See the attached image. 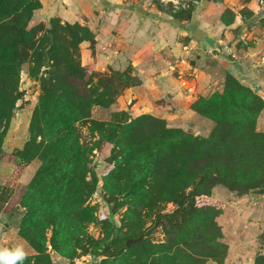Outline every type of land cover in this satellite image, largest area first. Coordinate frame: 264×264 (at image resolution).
Wrapping results in <instances>:
<instances>
[{
	"label": "trees",
	"instance_id": "16d2710c",
	"mask_svg": "<svg viewBox=\"0 0 264 264\" xmlns=\"http://www.w3.org/2000/svg\"><path fill=\"white\" fill-rule=\"evenodd\" d=\"M40 6L39 0H0V155L16 102L22 97L18 83L25 64L29 75L38 79L40 90L28 140L15 152L24 162L40 161L28 184L14 191L13 199L24 208L18 234L32 249L17 264H52L48 244L67 259L74 258L79 248L84 253L92 247L96 252L103 245L101 255L113 258L110 263L104 259L107 264H146L147 260L151 264H224L228 246L214 220L221 207L198 206L195 200L210 196L217 184L238 194L264 184V133L255 128L263 98L228 72L222 92L204 98L193 89L188 107L214 122L206 137L169 127L165 119L150 114L120 122L119 115L125 112H113L107 120L93 118V107H109L120 88L135 86L139 79L130 65L125 71L111 69L110 75L89 73L78 58L80 42L87 40L91 47L95 42L86 26L61 25L54 17L37 37L42 27L27 25ZM234 16L225 9L220 21L231 24ZM79 124H85L97 139L81 142ZM103 142L112 145L111 165L102 177L106 197L115 207L128 206L127 222L140 219L130 220L129 233L98 240L86 231L95 219L94 207L87 201L98 182L90 156ZM169 201L178 206L174 213L156 208L158 202ZM144 208V214H153L156 220L164 216L175 227L171 243L140 239L126 246L127 239L141 234ZM106 226L110 229L109 223ZM195 242L198 249L192 252ZM137 246L140 252L134 251ZM254 264H264V254H257Z\"/></svg>",
	"mask_w": 264,
	"mask_h": 264
},
{
	"label": "rangeland",
	"instance_id": "374dc122",
	"mask_svg": "<svg viewBox=\"0 0 264 264\" xmlns=\"http://www.w3.org/2000/svg\"><path fill=\"white\" fill-rule=\"evenodd\" d=\"M39 1L41 3V6L33 11L27 25L28 28L35 26L42 27V29L38 31L37 37H41V35H43L45 31L51 26V20H53L52 18L54 17L59 18V23L61 25H65L66 22H76L81 26H86L93 33L95 42L93 47H91L90 42L87 40H84L78 44L79 56H75H78L81 65L86 70H88L89 73H107L108 75H110L113 73V70L119 71L117 69H106L103 71H99L93 66V60L95 56V43L98 34L97 31L102 24L101 19L97 17L95 11L90 12L88 7L82 5V0ZM260 1L261 0L253 1V6L255 7L256 4H262V2ZM72 3H74V5ZM189 11H181L178 14L186 15ZM68 12L71 15L68 16ZM238 12L240 14H238L240 17L243 16V20L248 19L249 16L246 15L248 13L246 7H241ZM252 23L249 24L251 25V27H249L248 25V28L245 30L246 34L243 35V38L238 37L239 40L235 44V47H238L240 49L246 48L247 44L244 42H248V44L252 43L255 36L262 39V42L259 46H261L262 44L264 45V18L260 19L257 23ZM233 35L236 37L239 34L234 32ZM223 45L227 52V57L230 58L229 60H234L235 58H237L236 49L231 48L226 43ZM259 49L260 48H258L256 54L252 55L251 65L258 64L260 68V66L264 67V64H260V62L258 61V57L264 48L262 50ZM232 54H234V56H232ZM27 67V64L23 66L19 76L18 87L22 92V97L16 102L14 114L11 118L8 131L3 140V152L0 155V248H8L11 250L17 246H21L26 255H29L32 253V249L18 234V226L20 224L21 218L24 215V208L17 205L15 199H13L16 186L27 185L40 164L38 158H33L28 162H24L15 155V152L22 149L26 141L28 140V127L30 118L33 109L36 106L38 95L40 93L39 81L37 78L29 75ZM187 69L191 70V68H186V70ZM186 70L182 69V77L183 80L186 81V84L184 86L185 90H189L193 86L197 88L199 87L201 91L204 90V92L206 91V94H208L206 96L201 95L204 98L209 97L214 92L223 91L224 78L225 74L227 73L226 71L223 72V76L216 80H213L214 86L211 89H208L207 84L209 83V79L206 82H201L199 84V82L193 80L192 75L187 74ZM44 71L47 72L48 69L46 68L44 69ZM42 74V70L39 71V75L42 76ZM176 74L181 75V73H179L178 71H176ZM96 79L97 78L94 77L93 81L95 82ZM177 80L183 86L184 83L181 81V78L178 77ZM216 87H219L220 89H217ZM120 89L121 93L115 97V102L112 105L107 108H102L100 106H95L92 108L91 112L93 118L107 120L111 118L113 112L117 111L126 113L125 115H119L120 119L117 120V122H120L124 119H126V121L131 120L141 114H150L155 117L165 119V121L167 118H169V116L166 118L164 111L161 112L160 115L151 113L150 109L148 110L145 105H143L144 107H146L144 110H137L132 106L130 102H127L126 99H123V93L126 88ZM251 89L264 100V93L260 94L255 89ZM213 90L215 91L213 92ZM197 93L199 92L197 91ZM184 98L186 100L187 97L184 96ZM191 100L192 99L190 97L186 100L187 106L189 101ZM169 101H172L173 105H178L177 100L175 101L173 99H170L169 96L165 95L164 93H162V95L156 96V101H153V103L149 104H154L155 107L159 108V110L164 108L168 109L170 106H172ZM143 106L141 105L140 108H142ZM176 115L177 113H175V116H171V121H166L167 125L169 127L181 128L182 130L191 133L194 136L206 137L209 135L214 126V122L210 118L198 114L197 112L196 115L194 113L193 117L190 118V121L185 122L184 124H181L182 122H176ZM177 116L181 117V115L179 114ZM183 119H185V117H183ZM255 128L257 131L264 133V111L260 113ZM79 130L81 133L80 140L84 144L91 143L97 139V135L95 134L92 136L85 124H79ZM111 150V143L103 142L101 144V148L93 149L90 156L92 160L91 165L94 167L95 173L98 177L96 190L87 201L91 207H94L93 213L95 219L93 221H90L86 227L87 234L92 239L103 240L107 237V235L111 238H116L118 235L122 236V234L129 233L131 231L133 222H138V220L140 219V216H137L130 219L133 222H131L130 220L127 222L126 216H124V212L128 206L124 205L115 207L114 202L110 201L106 197V193L103 189L102 177L110 168L111 163L108 158ZM195 202L198 206L213 204L216 205V207H221V212L214 217V220L219 227L218 229L220 234L222 235V240L227 243L228 252H233L236 249H239L241 245H246V243L249 242L252 246L256 247V249L259 248L264 250V184L260 187L247 189L246 193L244 194H238L236 191L229 190L222 184H217L212 188L210 196L205 197L201 195L196 198ZM158 207L161 208V213L164 214L172 213L178 208V206L171 201L166 203L158 202L156 208ZM146 210L147 209L144 208V210H142L143 212L141 211V219L143 220V223L138 230L139 232H141V234L139 235L141 237L140 239H143L145 243L150 242L152 244L165 242L171 243L175 234V227L171 226V224L168 223L167 219L164 216L161 217L160 220H156L154 219L153 214H144ZM106 223H109L110 229L106 226ZM50 233L51 231L49 229L47 231L48 236L50 235ZM248 237L251 238L249 241L247 240ZM191 247L194 248H192V252H196V250L198 249L196 242ZM102 249L103 245H101L100 248H96V252H93V248L91 247L89 248V251L83 253L79 248L77 249V254L74 258L67 259L55 253L48 244V252L51 255L52 264H107L103 262L104 259H108L107 261L108 263H110L113 258L111 256L108 258V256L101 255ZM134 251L140 252L139 246H137ZM146 264L151 263L149 260H147Z\"/></svg>",
	"mask_w": 264,
	"mask_h": 264
},
{
	"label": "crops",
	"instance_id": "0c3cea01",
	"mask_svg": "<svg viewBox=\"0 0 264 264\" xmlns=\"http://www.w3.org/2000/svg\"><path fill=\"white\" fill-rule=\"evenodd\" d=\"M253 1L201 0L198 7L183 16L172 13L160 0H82V5L88 7L90 12L95 11L102 22L97 31L93 66L103 71L124 70L130 65L140 82L126 88L123 99L137 110L147 107L151 113L158 115L164 111L166 118L169 116L166 119L168 122L175 113L181 115H176L175 119L181 124L190 121L194 113L196 115L186 101L193 89L202 96L208 95L199 87L185 90L186 81L183 80L182 69L191 68L192 71L187 69L186 72L199 84L209 79L208 89L214 86L213 80L223 76L226 71L241 83L263 94L264 67L251 65L252 55L256 54L258 48H264L263 44L259 46L262 39L255 36L252 43L244 42L246 48L235 47L239 38L246 34L248 25L264 18V0L255 7ZM241 7H246L248 19L243 20V16H239L238 10ZM227 8L235 16L231 24L225 25L220 21V16ZM67 15L71 14L68 12ZM234 32L239 35L235 37ZM225 43L236 49L237 58L234 60L227 57L223 45ZM176 71L181 75H177ZM178 77L184 83L183 86L178 82ZM162 93L177 100L178 105L169 101L172 106L159 110L154 104H149L155 102L156 96ZM141 105L146 107L140 108ZM260 253L264 254V250L256 249L249 242L233 252L229 251L224 264H254L256 255Z\"/></svg>",
	"mask_w": 264,
	"mask_h": 264
},
{
	"label": "built area",
	"instance_id": "2783aa9c",
	"mask_svg": "<svg viewBox=\"0 0 264 264\" xmlns=\"http://www.w3.org/2000/svg\"><path fill=\"white\" fill-rule=\"evenodd\" d=\"M160 2L165 8L170 9L172 13H176L178 11L195 9L200 4L201 0H160ZM232 56H234V54H232ZM258 61L260 64H264V49L259 54Z\"/></svg>",
	"mask_w": 264,
	"mask_h": 264
},
{
	"label": "clouds",
	"instance_id": "9594fccd",
	"mask_svg": "<svg viewBox=\"0 0 264 264\" xmlns=\"http://www.w3.org/2000/svg\"><path fill=\"white\" fill-rule=\"evenodd\" d=\"M26 258V253L21 246L14 249L0 248V264H17Z\"/></svg>",
	"mask_w": 264,
	"mask_h": 264
},
{
	"label": "water",
	"instance_id": "95a60500",
	"mask_svg": "<svg viewBox=\"0 0 264 264\" xmlns=\"http://www.w3.org/2000/svg\"><path fill=\"white\" fill-rule=\"evenodd\" d=\"M140 238H141V237L139 236V237H137V238H129V239H127V240H126V246H129L130 244H132V243H134V242L140 240Z\"/></svg>",
	"mask_w": 264,
	"mask_h": 264
}]
</instances>
